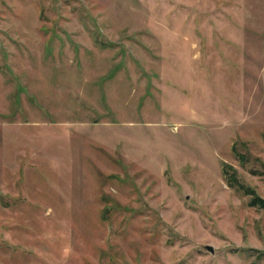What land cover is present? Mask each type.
I'll return each instance as SVG.
<instances>
[{
	"label": "rangeland",
	"instance_id": "rangeland-1",
	"mask_svg": "<svg viewBox=\"0 0 264 264\" xmlns=\"http://www.w3.org/2000/svg\"><path fill=\"white\" fill-rule=\"evenodd\" d=\"M224 169L264 197V0H0V264H264Z\"/></svg>",
	"mask_w": 264,
	"mask_h": 264
},
{
	"label": "trees",
	"instance_id": "trees-1",
	"mask_svg": "<svg viewBox=\"0 0 264 264\" xmlns=\"http://www.w3.org/2000/svg\"><path fill=\"white\" fill-rule=\"evenodd\" d=\"M244 155H239V160L244 161ZM224 174L227 176L229 184L236 186L239 190H241L245 195L248 196V205L251 207H256L258 209L264 210V197L258 195L254 189L249 186L244 185L239 182L234 172H229L224 169Z\"/></svg>",
	"mask_w": 264,
	"mask_h": 264
},
{
	"label": "water",
	"instance_id": "water-1",
	"mask_svg": "<svg viewBox=\"0 0 264 264\" xmlns=\"http://www.w3.org/2000/svg\"><path fill=\"white\" fill-rule=\"evenodd\" d=\"M205 248L208 249L209 251H212V247L209 245L205 246Z\"/></svg>",
	"mask_w": 264,
	"mask_h": 264
}]
</instances>
